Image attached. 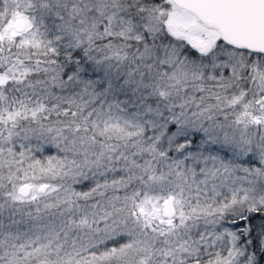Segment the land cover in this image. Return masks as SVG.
Here are the masks:
<instances>
[{"label": "snow or ice", "instance_id": "1", "mask_svg": "<svg viewBox=\"0 0 264 264\" xmlns=\"http://www.w3.org/2000/svg\"><path fill=\"white\" fill-rule=\"evenodd\" d=\"M0 264H264V0H0Z\"/></svg>", "mask_w": 264, "mask_h": 264}]
</instances>
